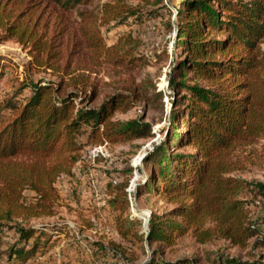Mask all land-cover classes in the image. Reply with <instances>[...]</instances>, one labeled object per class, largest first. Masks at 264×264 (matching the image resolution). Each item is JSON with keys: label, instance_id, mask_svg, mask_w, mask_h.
I'll return each instance as SVG.
<instances>
[{"label": "trees", "instance_id": "obj_1", "mask_svg": "<svg viewBox=\"0 0 264 264\" xmlns=\"http://www.w3.org/2000/svg\"><path fill=\"white\" fill-rule=\"evenodd\" d=\"M141 15L127 0H0V42H16L33 67L58 78L37 80L27 98L0 104V230L18 237L7 248L17 264L39 247L44 228L27 223L55 214V182L71 174L83 144L151 135L147 122L116 117L139 102L148 109L165 93L139 77L148 64L141 40L131 31L111 44L103 36L105 26L139 24ZM177 15L180 52L167 89L177 93L169 95V121L179 122L150 177L148 190L167 208L150 213L146 239L173 245L191 234L201 244L221 238L244 248L254 239L264 248V181L233 175L245 168L238 151L264 137V0H183ZM126 187L112 186L109 204L120 237L138 238ZM248 189L261 203L254 220L239 198Z\"/></svg>", "mask_w": 264, "mask_h": 264}, {"label": "rangeland", "instance_id": "obj_2", "mask_svg": "<svg viewBox=\"0 0 264 264\" xmlns=\"http://www.w3.org/2000/svg\"><path fill=\"white\" fill-rule=\"evenodd\" d=\"M182 1L127 0L140 7L141 23L111 24L103 28L107 44L128 31L140 38L139 52L148 64L140 70L139 77L148 78L157 89L165 92L162 101L153 102L148 109L139 102L127 113L116 114L119 119L136 117L147 122L151 135L122 143L82 145L71 174L55 182L58 195L55 214L27 223L44 228V234L39 237V247L23 264H159L163 260L174 262L180 258L191 260V264H226L229 258L264 264V248L256 245L254 239L244 248L232 246L221 238L201 244L191 234L179 238L173 245L146 239L150 213H160L167 208L165 203L152 197L148 187L150 177L156 173L158 149L161 146L167 151L172 148L174 126L179 122L171 123L168 118L172 104L169 95L176 92L167 89V77L180 52L174 25ZM261 48L264 51V42ZM29 60L26 51L16 42H0V104L27 98L31 84L37 80L58 79L47 70L33 67ZM103 92L108 93L110 89L105 88ZM238 152L245 168L233 175L249 182L264 181V137ZM119 183L127 184L129 210L126 215L134 221L138 238L131 235L124 239L117 232V212L109 204L108 192ZM32 196V192H24L27 201ZM239 198L247 207L250 219L254 220L261 212L255 192L245 190ZM17 239L13 231L0 230V264H17L7 255V248Z\"/></svg>", "mask_w": 264, "mask_h": 264}, {"label": "built area", "instance_id": "obj_3", "mask_svg": "<svg viewBox=\"0 0 264 264\" xmlns=\"http://www.w3.org/2000/svg\"><path fill=\"white\" fill-rule=\"evenodd\" d=\"M145 216H147V215H145ZM144 218V217H143Z\"/></svg>", "mask_w": 264, "mask_h": 264}, {"label": "bare ground", "instance_id": "obj_4", "mask_svg": "<svg viewBox=\"0 0 264 264\" xmlns=\"http://www.w3.org/2000/svg\"><path fill=\"white\" fill-rule=\"evenodd\" d=\"M145 216V215H144ZM142 217V216H141Z\"/></svg>", "mask_w": 264, "mask_h": 264}, {"label": "water", "instance_id": "obj_5", "mask_svg": "<svg viewBox=\"0 0 264 264\" xmlns=\"http://www.w3.org/2000/svg\"><path fill=\"white\" fill-rule=\"evenodd\" d=\"M149 217V216H148Z\"/></svg>", "mask_w": 264, "mask_h": 264}]
</instances>
